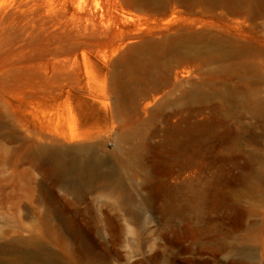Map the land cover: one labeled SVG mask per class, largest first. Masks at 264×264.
<instances>
[{"label": "rangeland", "instance_id": "obj_1", "mask_svg": "<svg viewBox=\"0 0 264 264\" xmlns=\"http://www.w3.org/2000/svg\"><path fill=\"white\" fill-rule=\"evenodd\" d=\"M263 68L264 0H0V264H264V127L247 108ZM233 90L255 125L222 161L218 110ZM188 91L202 103L186 105ZM200 121L214 129L189 133ZM72 132L110 160L147 134L149 165L182 185L181 213L162 212L154 172L123 174L132 206L115 188L78 200L55 185L28 156L55 137L77 145ZM197 149L183 185L177 160Z\"/></svg>", "mask_w": 264, "mask_h": 264}, {"label": "bare ground", "instance_id": "obj_2", "mask_svg": "<svg viewBox=\"0 0 264 264\" xmlns=\"http://www.w3.org/2000/svg\"><path fill=\"white\" fill-rule=\"evenodd\" d=\"M185 96V104L188 106L196 103L201 104L203 101L202 94L196 92L188 91ZM240 97L237 91L234 90L229 97H221L217 126L221 128L218 136L220 138V158H222V161H225L227 158L237 160L238 153L241 151V141L244 135L248 132L250 133L248 134L249 139L252 138V130L255 122L249 121L248 124L244 123V116L239 112ZM247 106L253 117L258 118L260 121L262 120V123L260 121L259 123L264 127V96L252 98L247 102ZM192 113L193 115L191 117H198L202 115V109H195ZM214 126V124L200 121L192 123L189 126L188 132L191 133L193 129L209 132L214 129ZM144 135L138 146L129 148L121 156H113L111 158L112 160L100 155L94 148L83 145L82 142L79 143L82 139L90 140L91 136H86L78 132H72L70 136V142L75 144L78 142L77 145L67 147L59 144V139L57 140L55 137L51 140V145L37 146L35 151L29 153L28 158L32 163L39 162V167L44 172L54 173L53 178L57 180L55 185H60L67 191L75 193L78 200H83L89 191L102 186L109 189L115 188L122 192L123 196L121 197V201L127 206L134 204V196L131 194L130 188H136V185H129L128 181L123 177V174L125 172L139 171L154 172L153 177L160 180L156 182V189L163 188L167 192L168 199L162 206V212L171 217H176L181 213L183 208L180 195L182 185L179 187H171L165 181L161 180L162 178L165 179L171 176L169 174L171 168L168 169L167 163L158 162L154 163L153 166L149 165L148 153L152 146L148 144L149 136L147 134ZM132 139L133 137L131 135L124 134L121 140L115 144V147L122 149V146ZM171 150H173V153L177 151L175 147ZM200 155V149H197L195 154L186 153L184 156L182 155V158L177 160L178 162L176 164L179 170L175 171L172 177L175 179H184L183 185L189 183V180L185 179L184 176L194 171L198 165ZM160 172H165V174H161ZM99 181H102V184ZM132 214L135 216L137 213L132 211Z\"/></svg>", "mask_w": 264, "mask_h": 264}]
</instances>
